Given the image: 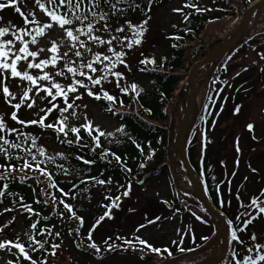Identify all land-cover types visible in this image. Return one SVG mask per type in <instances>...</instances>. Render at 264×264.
<instances>
[{"label": "snow or ice", "instance_id": "obj_1", "mask_svg": "<svg viewBox=\"0 0 264 264\" xmlns=\"http://www.w3.org/2000/svg\"><path fill=\"white\" fill-rule=\"evenodd\" d=\"M125 0H34L36 9L43 13L45 19L38 18L37 11L31 10L28 12L22 11L18 6L17 0H7L6 3H0V11L6 8H13L23 19V26L18 27L11 21L4 25L3 17L0 16V98L4 103L10 106L13 111L7 114L8 119L13 121L20 127H9L4 114H0V158L3 162L0 163V198L8 196H15L16 193L9 191L10 185L17 179L21 183H26L27 180L33 179L37 184L45 183L46 187L41 188V194L46 197L43 201L45 205L51 203L59 207L63 205L64 211H60L61 219L65 214L70 220L77 222V228L70 229L69 235L73 231L79 235L80 229L84 226L85 220L82 216L74 211L72 204L66 203L63 199L59 200L57 204V197L51 195L47 189H58V181L56 180L50 166L54 165L56 168L55 175H63L70 177L74 174H83L90 172L92 165L97 163V159L107 164L112 163L114 159L123 172L131 173L132 169L127 167L125 163H121V156L117 155L110 148L103 147L101 138L113 137V133L106 132L100 128L99 125L94 126L93 121L89 119L87 111L83 117L78 111L81 105L78 101L83 99L86 94L95 101H106L105 110L109 113H114V105L117 101V96L110 94L109 90L105 88V84L112 85L120 90L121 93L127 94L129 91L136 93L139 97L142 89L136 83L122 86L121 82L126 79L124 73L118 70L121 66L131 71V66L127 62L129 52L136 46H142L143 37L147 32V24L151 16H147L140 24H133L131 20H125V23L113 27L115 23L114 17L119 19L123 13V9L119 5L124 4ZM148 11H151L152 0H148ZM128 7L140 8L139 4L130 2ZM184 9H192L195 13L200 14L211 9L201 8L197 6V0H186L182 8H174L173 12L180 13L182 22L187 25L190 23L189 17L192 12H185ZM143 11V9H141ZM146 14V13H145ZM147 15V14H146ZM173 28L177 25L173 24ZM59 32V38L51 39L49 47H40V39L49 36L53 31ZM184 31H190L185 27ZM115 33V34H114ZM130 34V35H129ZM6 36H11L9 39H4ZM107 37V38H105ZM169 39L180 40V36H172ZM173 48L179 45L173 43ZM51 53L50 56H45L44 53ZM143 55V53L141 54ZM141 65H156V60L142 59L139 61ZM140 71H146V68H140ZM227 69L225 68V71ZM247 70V69H245ZM264 71V69H261ZM239 75V73H237ZM17 81V87L20 89V94L17 95L11 91L9 80ZM123 105V101L120 102ZM84 109L88 105H83ZM21 108L34 111V119L24 120L19 116ZM235 113H239L240 108H235ZM57 113L52 116V113ZM51 117V120H49ZM77 121L79 123H72ZM35 126L41 130L40 134H33L32 132L24 131L25 128ZM254 125L248 124L247 130L251 133ZM83 132L87 133L90 143H82L85 137ZM51 131L55 135V139L59 144L67 146L69 149H77L83 151L88 149L91 154V159H86L82 155H75L74 159L83 165L89 166L87 169L74 168L72 165L73 157L66 155L64 152H57L49 154L47 148L38 141L41 139L43 133ZM116 131L128 136L123 127ZM255 140L256 137L253 135ZM131 139V137H129ZM203 142L210 143L207 137H203ZM111 143V141H109ZM119 143V141H117ZM133 144L140 147L133 139ZM97 149H100L97 152ZM141 151H143L141 149ZM203 151V148H202ZM236 151L239 153V138H237ZM154 153L147 157L152 159ZM111 157L112 159H109ZM60 161L59 163L57 161ZM15 161V163H13ZM225 162L221 161L223 165ZM237 166L239 160H237ZM141 168L146 166L145 163L139 165ZM249 167H251L249 165ZM252 172H257V169H251ZM30 173H38V175H30ZM100 175H103L101 173ZM236 175L235 172L232 173ZM41 177L44 180H41ZM94 185L106 186L112 185L111 178L98 179L90 177ZM215 180V177H212ZM247 180V177H245ZM80 183H86L81 179ZM140 183H143L141 181ZM230 183V182H229ZM125 187V186H117ZM63 191V189H58ZM131 192V183L126 186V190L121 193L122 196L127 197ZM67 195V193H65ZM264 190H261L259 196L251 198L250 203H240L239 207L245 209L241 211L235 218L236 226L231 232L232 241L237 244L244 245V241L240 238V233L245 232L249 225L262 217L264 214ZM75 199V197H72ZM105 200H110V205H102L106 208L103 215L99 216L95 223L89 228L87 233V249L93 250V254L99 256L101 254V247L93 240V233L102 222L107 218L113 219L112 209H119L120 196L113 199L106 195ZM237 200L240 197L237 195ZM90 199V197H89ZM23 198L21 197V202ZM2 202V200H0ZM36 203H40L39 200ZM167 203V201H165ZM223 199L220 200V205L224 207ZM230 204V201H229ZM23 211L40 217L39 212H35L31 205L22 203ZM12 208H6L4 211H12ZM131 211V209H130ZM253 212L255 215H253ZM223 214V213H221ZM195 216L196 214L193 213ZM244 217L245 219H241ZM43 220H48L49 217H41ZM160 217L154 220H148V225L155 224ZM197 220L201 217L196 216ZM203 223L204 221L201 220ZM40 220L31 223L30 229L25 235L27 242L17 237L15 240H0V250H6L13 257L15 261L9 259L7 264H47V258L37 259L33 257V253H47L48 249L45 247L49 244L47 238L40 239L38 237H52L53 232L50 228L38 229L37 225ZM233 220L229 219L228 224L233 226ZM5 225L4 227H7ZM147 225L141 224L136 228L139 232ZM4 232V228L0 227V233ZM56 238L60 237V233L54 234ZM116 240H123V244L127 247L124 251L131 249L132 251L139 250L142 255L141 259L149 252L160 254L161 249L154 247L148 241L142 239L140 236H134L133 239H125L119 235L115 237ZM207 241L208 237H202ZM253 244L246 247V254L241 256L239 252L232 251V259L229 264H264V244L256 243L258 237L253 232L250 236ZM112 237H108L103 243L106 245L104 251L113 252L119 246L114 242L109 243ZM195 242V237H193ZM173 243H177L174 241ZM183 244V240L179 241ZM83 241L77 243V247H81ZM142 247L137 249L136 245ZM51 256H56L57 250L61 248V244L52 243ZM15 249L16 251H13ZM194 251V249H188ZM169 256L172 255L167 248L163 250ZM180 251H185L181 248Z\"/></svg>", "mask_w": 264, "mask_h": 264}, {"label": "trees", "instance_id": "obj_2", "mask_svg": "<svg viewBox=\"0 0 264 264\" xmlns=\"http://www.w3.org/2000/svg\"><path fill=\"white\" fill-rule=\"evenodd\" d=\"M173 1L175 0H152L151 11H148V0H125L124 4L119 5L124 11L119 19L116 17L113 18L115 21L113 26L118 24L122 25L125 23V20H131L133 24H140L147 16L152 15L159 8L167 6ZM184 1L186 3V0ZM256 1L257 0H197L198 7L205 8L203 3L207 2V9L211 10L197 14L192 9H184L185 12H192V15L189 17L190 23L187 25L183 23L181 31L174 35L172 34V36H180L182 39L173 40L169 39V37H172L169 36L166 44L167 52L161 60L155 59V66L152 64L141 65L139 63L137 72L141 74L144 79L149 81L148 86L136 83L139 88L142 89L139 97H137L136 93L133 91L124 94L121 93L118 88L110 89V94L117 96V101L114 105V113H109L105 110L107 105L106 101H95L91 98L93 102L101 107L105 116L117 123L119 128L123 127L125 132L128 133V136H125L122 133L117 132L113 137H102L101 141L103 147L110 148L117 155H120L121 163H125L127 167H130L132 172L126 173L121 171L120 165H118L111 157H109V159H112L110 165L97 159V163L90 166V172H85L83 174H76L74 172L70 177L55 175L57 171L55 166H50L49 170L53 172L58 181V189H63V191L51 188L47 189V191L51 195L57 197V204H59V200L63 199L66 203L72 204L74 206V211L84 218L85 224L80 229L79 235H77L75 231H73L72 235H66V233H64L67 232L69 226H71L72 229H75L78 225L75 220H70L67 214L61 219L59 212L64 211L62 204H59V207L56 208V206L51 203L48 205L43 203L46 197L41 194V188L46 187V181L45 183L37 184L33 179H29L26 183H21L19 179H17L10 185L9 191L16 193V195L8 196L6 194L5 197L0 198V200H2V202H0V212L7 214L8 216L16 215L21 217L28 230L30 229L31 223L39 219L40 223L37 225L38 229L50 228L53 232L52 237H47L46 234L45 237H38L40 239L47 238L49 240V244L45 246L48 249V252L33 253L32 255L34 258L44 259L46 257L48 264L53 257L50 255V245L52 243L61 244L62 248H69V246H71L77 252L93 256V250L87 249L86 247L89 242L87 240V233L89 228L95 223L96 219L106 211V208L102 205L111 204V201L105 200L104 197L108 195L115 199L116 196H120L121 199L124 197L121 193L126 190V186L129 182L131 183V192L135 190L147 191L154 186L169 182L173 193L172 195L169 194L166 199L167 203H164V206L166 209L170 211L173 210L177 214H180L184 221H187L188 219V213L183 212V206L186 202L194 207L202 206L197 198L192 195H187V193L178 188L172 175V150L188 103L187 84L185 80L190 72V68H192L195 63L217 51L223 43L232 38V33H234L239 26L245 15L244 13H246V10ZM130 2L139 4L140 8L133 7L130 9L128 7ZM141 9H143V11H141ZM242 9L243 12H241ZM263 15L264 10L259 18L258 26H262L261 34L264 37ZM230 16L237 17L235 29L232 33H223L228 35L220 36L219 34L221 31L223 32V30L227 28L224 23H226ZM216 26L220 28L214 31L215 34H213V36L206 38V34L209 30ZM185 27L189 28L190 31H184L183 29ZM255 37L256 34L255 36L248 35L244 37L243 41L245 42V46L251 44L252 41L254 42L253 39ZM173 43H176L179 46L173 48L171 46ZM134 50L135 47L129 52V54ZM236 50L238 49H234V52ZM224 58L221 59L219 63L225 61L224 63L226 64ZM226 66L227 65H224V68H226ZM140 68H146V71H140ZM227 78L228 77H226L225 73L221 72L218 81L215 83V87L211 88L210 84L207 83L206 92L202 97L204 98L203 105L200 107V113L197 114L194 123H192L190 130L188 131L186 140L188 158L194 169L198 172L212 203L227 216L228 220L231 219L234 222L233 226L228 224L230 236L229 252L220 264H229V261L232 259L231 254L233 250L239 252L241 256L245 255L246 247L253 244L250 239L253 232L258 237L256 243L264 244V235L261 234V231L263 230L261 225L264 223V214H262L260 219L253 221L245 232L239 234L240 238L245 242L244 245L232 241L231 232L233 227L236 226L235 218L245 209H241L239 203H236L235 205L233 203L231 208H228L225 205L223 208L221 207V193L226 184L227 189H231V183H229L230 179L228 181L224 169L219 166V160H217L219 156L215 157L214 155V159L211 160L213 153H211L208 144H205L202 139L209 135L208 130L210 125L213 124L216 114L220 113L219 110L226 101L224 96L226 90H224L222 86ZM183 82H185V84L181 85ZM218 93L219 95H217ZM199 99L201 100V98ZM121 101H123V105H121ZM222 110L223 109L220 111ZM7 124L9 127H16L12 122L8 121ZM24 131L36 134L38 132L40 133L41 130L32 126L25 128ZM43 134L49 138L52 144L58 147L57 152H64L66 155L73 157L72 165L74 168H89V166L83 165L74 159V156L77 154L84 156L86 159H91L92 156L88 152V149H84L83 151L69 149L67 146L59 144L55 139V135L51 131ZM82 135L85 137V140L82 141V143H90L87 133L83 132V130ZM129 137H131V139H129ZM133 139L140 147H137L136 144L132 143ZM109 141H111V143H109ZM117 141H119V143H117ZM38 142L42 144L41 140ZM196 146L198 147L197 151H195ZM141 149L143 151H141ZM99 151L100 149H97V152ZM48 152L49 154L57 153L55 151L50 152L49 150ZM152 153H154L152 159L148 160L147 157ZM2 162L3 160L0 158V163ZM57 162L59 163L60 161L58 160ZM13 163H15V161H13ZM141 163H145L146 166L141 168L139 166ZM179 165V167L183 168L181 162H179ZM183 172L187 175L184 168ZM101 173H103V175H100ZM30 175H38V173H30ZM93 176L98 179L111 178L113 184L106 186L94 185L90 179V177ZM213 176L215 177V180L212 179ZM81 179L85 180L86 183H80ZM41 180H44V178L41 177ZM141 181H143V183H140ZM2 183L3 182H0V185H2ZM118 185L125 187L118 188ZM65 193H67V195H65ZM73 196L75 199L72 198ZM21 197L23 198L22 202ZM251 197L252 196L242 202L244 204L250 203ZM261 199L264 198L261 197ZM37 200H39L40 203H36ZM22 203L31 205L35 212L40 213V217L23 211ZM6 208H12L13 210L4 211ZM161 209L162 205H159L155 210L153 209L150 217H153L152 215L157 214ZM253 215H255L254 212ZM44 216L49 217V219H41V217ZM241 219L243 220L245 218L242 217ZM97 231L96 228V231L93 233V240L95 242H97L96 239L98 238ZM214 231L216 232L215 226ZM56 232L60 233L59 238L54 236ZM215 238L216 236L208 237L207 241H205L195 237V242L188 238L185 245L175 243L169 248V252L172 253L171 256L167 253H164V255L147 253L144 256V259H141V253L137 255L135 254L132 256V261L129 260V264H153L154 260H156L158 264H186V260L192 257L199 258L194 264H202L212 255L216 241ZM81 241H83V244L78 248L76 245ZM110 242L115 241H109V243ZM103 244L99 245L98 243L102 249V255L98 256L100 260L113 258L119 254L116 250L113 252L104 251L106 245ZM181 248H184L185 251H180ZM188 249H194V251H189ZM58 251L59 249L57 250V254ZM12 260L15 261V257L12 256ZM24 264H27V262H24Z\"/></svg>", "mask_w": 264, "mask_h": 264}, {"label": "rangeland", "instance_id": "obj_3", "mask_svg": "<svg viewBox=\"0 0 264 264\" xmlns=\"http://www.w3.org/2000/svg\"><path fill=\"white\" fill-rule=\"evenodd\" d=\"M6 2L7 0H0V3ZM17 2L18 6L22 8V11L28 12L36 10L38 18L41 20L45 19L43 13L36 9L34 0H17ZM184 4V0H175L167 6L159 8L155 13L150 15L151 19L146 26L148 30L143 37L142 46H136L135 50L127 57V62L131 66V71L123 68V66L118 69L122 71L126 77V79L121 82L122 86L130 83H140L144 86L149 85V81L144 79L141 74L137 72L139 61L145 58L161 60L162 57L165 56L167 52V38L172 36V34L179 33L183 26V18L181 14L173 12V9L182 8ZM203 4L207 9L208 3L204 2ZM241 12H243V9ZM0 16L3 17L4 25H6L8 21H11L18 27L23 26L22 17L16 13L13 8H6L3 11H0ZM236 20V16H230L226 23H224L227 28L223 30V32L221 31L219 35L223 36L232 33L237 24ZM173 24L177 25V27L173 28ZM219 28L220 27L217 26L211 28L206 34V38L213 36V34H215L214 31ZM225 32L228 34H223ZM261 33L262 26H258L257 22L256 26L244 36H255L256 34V37L253 39L254 42L252 41L251 44L245 46L243 37L226 55L222 56L215 62L207 64L206 67L201 69L197 76L196 106L188 130H190L192 123H194L197 114L200 113V107H202L204 102V98L202 97L206 92L207 83L210 84L211 88L215 87V83L218 81L221 72H224L226 77H228L222 86V88L226 90V94L224 95L226 101L220 108V110H223H219L220 113L216 114V118L213 121V124L210 125L208 130L209 135L207 136L208 141H211L210 143H207L211 153H213L211 160L214 159V155L215 157L219 156L217 159L219 162H217L219 163V166L224 169L228 181L230 179L231 189L228 190L226 184L221 193V198L225 202L224 205L228 208H231L233 203L234 205L236 203L240 204V202L249 199L250 196H252L251 198L259 196L261 190H264V71H261V69H264V37ZM9 38H11V36L4 37V39ZM57 38H59L58 30L53 31L49 36L38 38L40 39L39 46L49 47V41ZM228 41L223 43L222 46ZM236 48L238 50L234 52V49ZM142 53L143 55H141ZM44 55L50 56L51 53L45 52ZM223 58L226 60V64L224 63L225 61L219 63ZM224 65H227L226 71L224 70ZM192 68H190V71ZM237 73H239V75H237ZM186 81L187 80H185V82ZM185 82L181 85H184ZM8 83L11 91L19 95L20 89L17 87V81L11 79ZM105 88L110 90L116 87L114 84H105ZM217 95H219V93ZM199 98H201V100ZM77 103L81 105L80 109H78L81 118L87 111L88 117L93 121L94 126L99 125L104 131L111 132L113 135L117 134L118 131L116 130L119 128L117 123L105 116L101 107L93 102L90 97L85 94L83 99ZM85 104L88 105L87 109H84L83 107ZM236 107L240 108L238 114L234 111ZM12 111L13 109L6 105L3 99L0 98V114L5 115L7 122H12L14 126L20 127L8 119L7 114ZM18 114L20 118L24 120L36 118L34 111L25 108H21ZM56 115L57 113H52V116ZM49 120H51V117H49ZM72 123L76 124L79 122L73 121ZM248 124L254 125L251 133L247 130ZM40 133L38 132L36 134ZM253 135L256 137L255 140L252 138ZM237 138H239V148L241 149L239 153L236 151ZM40 140L42 141V145H44L50 152L58 151V147L52 144L46 135L43 134ZM176 141L177 136L172 153L178 184L181 188L192 191L187 175L183 172V168L179 167L181 159L177 154ZM197 150L198 147L196 146L195 151ZM237 160H239L238 166L236 163ZM221 161H224L225 163L222 165ZM249 165L251 167H249ZM251 169H257V172H252ZM233 172L236 173L235 176L232 175ZM245 177H247V180H245ZM172 193L171 184L169 182H164L162 185L154 186L147 191H132L127 197H122L120 201H118L120 204L119 209H112V215L114 218L111 220L106 218L104 222L97 227L98 238L96 239V243L102 245L108 237H112L111 241L114 240V243L119 246L116 249L119 254L115 257L100 260L96 255H86L75 251L69 246V248L61 247L58 254L52 257L48 264H129V260L132 261L133 259L132 256L141 252L139 250L132 251L131 249L124 251L123 248L127 246L123 244V240L115 239L117 235L125 239H133L134 236H140L154 247L160 248V254L162 255H164V253L166 254V252L163 251L165 248H167L168 251L170 250L169 248L175 244L173 243L174 241L179 243V241L183 240V244L179 243V245H185L186 240L188 238L193 240V237L202 239V237L216 236L214 244L215 249L217 231H214V226L216 225L205 208L203 206L194 207L186 202L183 206V212L188 213V219L187 221H184L180 214H177L173 210L170 211L164 206L169 194L172 195ZM237 195L240 197V200H237ZM157 205H162V209L157 214L152 215L153 217H150L152 210H155V208L158 207ZM193 213L196 215L194 216ZM196 216L201 217V220L204 222L202 223L201 220H197ZM156 217H160V219L155 224L148 225V220H154ZM141 224L147 226L142 228L139 232H136V228ZM5 225L8 226L4 227ZM261 226L263 229L261 234L264 235V223ZM0 227L4 228V232L0 233V240H15L19 237L22 241L27 242V236L25 233L29 230L21 217L16 215L8 216L7 214L0 212ZM70 229H72L71 226H69L67 232L64 233L69 235ZM223 245L224 242L221 240L218 248L220 251L223 249ZM136 247L139 249L142 246L137 244ZM13 251L16 250L13 249ZM145 252L152 253L148 250H145ZM101 255L102 252L100 256ZM9 259H12L11 253L6 250H0V264H7ZM198 260L199 258L192 257L186 260L185 263L194 264ZM153 264H158V262L154 260Z\"/></svg>", "mask_w": 264, "mask_h": 264}, {"label": "water", "instance_id": "obj_4", "mask_svg": "<svg viewBox=\"0 0 264 264\" xmlns=\"http://www.w3.org/2000/svg\"><path fill=\"white\" fill-rule=\"evenodd\" d=\"M264 9V0H259L253 5L251 8L248 9L244 18L242 19L239 27L236 29L232 39L223 45L220 49L216 52L212 53L202 61L196 63L192 68L187 82L189 87V101L187 110L182 121L181 127L179 129V133L177 136L176 141V149L177 154L179 155L184 168L186 169L190 183L192 185V191L183 189L185 192L194 195L197 199L201 201L203 206L205 207L206 211L210 215V217L214 220L217 226V242L216 247L212 256L203 264H219L225 257L228 252L229 247V233H228V225H227V218L224 214L220 212L212 203L209 196L207 195L206 191L202 187L198 176L189 162L187 152H186V136L187 131L192 119V115L196 106V90H197V73L199 70L204 67L205 65L215 62L222 56L226 55L249 31H251L257 24L258 19L260 17L261 12ZM255 15V18L252 22L251 19ZM172 173L175 181L178 183L177 175L175 171V163L173 162ZM223 240L224 245L221 252H219V244Z\"/></svg>", "mask_w": 264, "mask_h": 264}]
</instances>
